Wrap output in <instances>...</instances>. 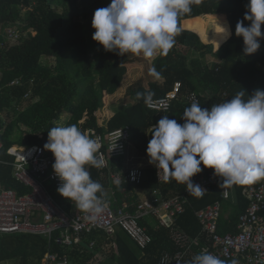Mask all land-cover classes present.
<instances>
[{"label":"trees","instance_id":"16d2710c","mask_svg":"<svg viewBox=\"0 0 264 264\" xmlns=\"http://www.w3.org/2000/svg\"><path fill=\"white\" fill-rule=\"evenodd\" d=\"M106 1L109 0H0V112L7 120L0 133L3 143L0 185L3 187H11L19 194L29 191L13 177L12 165L4 162L13 161L7 149L13 144L43 146L51 127L76 124L83 132L93 129L104 133L128 126L131 135L127 148L131 144L146 153L148 129L153 122L168 115L170 119L183 123V111L191 105L185 99L187 93L199 94L201 107L210 109L214 103L230 100L239 91L244 90L247 99L256 89L264 90V39L258 38L261 47L256 53L245 55L243 38L235 35L236 23L243 20L248 0H203L201 5H193L190 13L179 18L181 31L169 53L153 59L152 65L161 73L162 80L139 86L134 95L136 102L123 110L111 112L106 126H102L99 112L106 97L117 89L132 62L131 53L120 56L105 51L92 39L94 11ZM211 19L214 22L209 36L211 41L206 42L209 37L204 31ZM182 22L186 28L182 27ZM249 23L244 21L245 26ZM220 26H227L232 35L220 42L218 48ZM192 27L197 31L191 30ZM7 29L15 31L17 42L8 37ZM261 31L264 33V24ZM186 50L195 53L194 57L188 60L183 53ZM206 55L222 61L213 62L211 66L202 61ZM48 58H53V63L47 62ZM15 80L18 83L10 84ZM176 82L181 85L180 92L172 100L169 110L161 115L148 109L143 99L136 98L137 92L146 90L154 92L153 98L162 97L173 89ZM65 115H68L65 122L59 123ZM122 157L112 160L111 171L126 169L119 162ZM201 167L204 170L205 166ZM88 170L91 178L103 185L107 200L114 198L117 204L123 200L136 202L139 198L134 193L141 190H158L162 197L169 198L186 187L175 181L159 182L152 164L142 168V179L138 183L127 179L124 171L119 183H114L109 179L107 169L104 175L95 167L89 166ZM258 181L264 182V178L253 184ZM219 185L212 186L202 197L189 195L185 210L173 222L159 224L154 217L139 219L151 235V242L144 248L138 247L122 230L117 231L114 238L98 230L85 232L81 242L72 246L49 241L46 235L14 233L1 236L0 261L41 264L45 253L54 251L59 255L66 254L71 264H89L97 253L102 256L99 264H156L162 254H173L180 249L172 239L174 230L187 236L186 244L193 243V251L189 250L179 263L186 264L202 248L211 246V236L202 230L195 215L197 210L218 200L227 201L229 208L222 218L221 206L217 226V231L223 234L236 231L239 215L249 203L242 194L246 185L234 186L235 203L222 200ZM45 188L63 211L69 214L76 211L74 204L57 192L54 183L50 181ZM91 241H94L93 247H90Z\"/></svg>","mask_w":264,"mask_h":264},{"label":"clouds","instance_id":"9594fccd","mask_svg":"<svg viewBox=\"0 0 264 264\" xmlns=\"http://www.w3.org/2000/svg\"><path fill=\"white\" fill-rule=\"evenodd\" d=\"M202 3L203 0H111L108 6L94 11L92 39L105 51L120 56H166L181 31L179 18L190 13L193 5ZM245 7L243 20L236 23L235 35L243 38V53L251 55L261 47L258 38L264 39V0H248ZM244 21L250 23L245 26ZM217 33L221 36V41H217L219 48L232 32L227 26H220ZM150 75L157 80L161 77L155 66ZM153 97L151 90L136 93V98L143 99L149 108L153 107ZM244 97L245 91H239L210 109L193 101L183 111L182 124L164 115L152 125L146 154L159 179L162 172L165 182L185 185L190 195L202 197L205 189L191 179L203 170L201 165L213 169V175L222 179L221 188L248 185L264 178V90L256 89L247 99ZM43 147L55 158L52 168L61 182L57 192L95 223L108 207L107 192L88 170L89 166H104L97 156L101 145L76 124H70L51 127ZM186 264L239 262L225 261L203 250Z\"/></svg>","mask_w":264,"mask_h":264},{"label":"built area","instance_id":"2783aa9c","mask_svg":"<svg viewBox=\"0 0 264 264\" xmlns=\"http://www.w3.org/2000/svg\"><path fill=\"white\" fill-rule=\"evenodd\" d=\"M7 35L13 40L17 39L15 31L7 29ZM14 83H18V80L10 82V84ZM180 89V83L176 82L166 95L153 98L152 108L146 107L161 114L164 113V109L168 111ZM185 99L190 103L199 101V94L191 91L186 94ZM157 122L150 125L148 132ZM85 133L101 145L97 156L104 161V166L97 169L102 171V174L107 169L109 179L114 183L119 182L123 170L111 171V162L114 158L125 156L131 135L129 127L121 126L106 130L104 133L89 129ZM150 139L151 133H148L147 144ZM2 147L3 143L0 140V149ZM7 154L13 156V161L4 162L12 165L13 177L27 186L29 191L19 194L11 187L0 185V238L2 235L14 233L41 234L46 235L49 241L55 240L60 244L72 246L81 242L85 232L98 230L114 238L117 231L122 230L138 247L144 248L151 242V235L147 228L139 223V219L154 217L158 219L159 224H164L165 221L173 222L185 210L190 195L185 188L169 198L162 197L158 190H152L149 197L139 198L132 203L123 200L121 204H117L112 198L108 200L105 212L95 223H91L83 212L69 214L63 211L46 190L45 180L51 181L57 187L61 183L54 175L52 164L55 158L51 151H47L40 144L11 145L7 149ZM155 170L157 180L164 181L163 173L161 172L159 179L158 171L156 168ZM213 171L204 167L202 172L191 179L207 192L212 186L222 183V179L214 176ZM124 172L130 181L138 183L142 179L141 167L128 166ZM234 189V186L221 188L222 200L235 203ZM111 193L113 194V191ZM242 194L249 203L239 215L235 232L221 234L217 231L222 201H215L195 212L202 230L211 236V246L202 248V251L207 250L222 260L237 259L239 264H264V182L258 181L246 185ZM172 239L180 249L173 254H162L156 264H179L189 250L193 251L191 250L193 243L186 244L185 234L173 230ZM93 246L94 241H91L90 247ZM98 257L89 264H99L101 258ZM41 264H71V261L66 254L59 255L54 251H47Z\"/></svg>","mask_w":264,"mask_h":264},{"label":"rangeland","instance_id":"374dc122","mask_svg":"<svg viewBox=\"0 0 264 264\" xmlns=\"http://www.w3.org/2000/svg\"><path fill=\"white\" fill-rule=\"evenodd\" d=\"M110 3H111V0L102 2V4L100 3L98 6L102 8V7L108 6ZM213 23H214L213 19L209 20L205 28V31H204L206 34L205 36L207 37L210 36ZM182 27L186 28V25L184 22H182ZM190 29L193 31H197L194 27ZM2 30L4 29L2 28ZM205 40L206 42H210L211 38L209 37V39H205ZM13 42H17V41L15 40ZM183 53L187 56L188 60L194 57L195 55V53H193L190 50L183 51ZM90 57L93 58L92 52H90ZM130 57L132 58V62L127 67V70L123 73L119 86L113 93H110L107 95L106 101L104 102L101 108V111L99 112V122L100 124H102V126H106L108 116L111 112L117 111V110H123L127 107H130L132 104L136 102V100L134 99V95L139 86L141 85L147 86L148 83L151 81L159 82L162 80L161 78L157 80L152 75H150V69L153 67L152 61L156 56L153 58H145L142 55L137 56V55L131 54ZM217 59L213 57L212 55H206L205 57L202 58V61L212 66L213 62H215ZM47 60H48L47 62L53 63V58H48ZM43 61H46V59L43 58ZM94 77L96 80L98 79L97 75H95ZM159 115H161V113ZM67 117L68 115L63 116L62 119L59 121V123L63 124L65 120L67 119ZM4 123L6 124L7 120L5 116L2 114V116L0 117V133L3 131L2 125H4ZM13 145L19 146L17 144H13ZM121 170L124 171L125 169L122 167ZM45 185H50V181L45 180ZM147 193L148 192L146 191H143V192L138 191L137 195L136 193H134V195L136 197L138 196V198H145ZM228 208H229V205L227 201H224L222 203V212H221L222 218L225 215V213H227ZM0 264H18V262L15 260H9V261H3V262L0 261Z\"/></svg>","mask_w":264,"mask_h":264},{"label":"crops","instance_id":"0c3cea01","mask_svg":"<svg viewBox=\"0 0 264 264\" xmlns=\"http://www.w3.org/2000/svg\"><path fill=\"white\" fill-rule=\"evenodd\" d=\"M119 162L122 165H124V167L126 168L128 166H138V167H142L143 169H145L151 166V164L149 163L148 155L145 152L138 151L131 144L128 146L125 156H123ZM144 191L148 192L145 197H149L152 190H144ZM136 193H138V191ZM77 211L78 210L76 209V211L70 214L77 213ZM97 257L101 258L102 256L100 255V253H97L93 262L96 261Z\"/></svg>","mask_w":264,"mask_h":264}]
</instances>
